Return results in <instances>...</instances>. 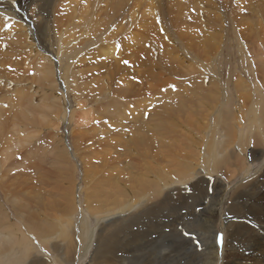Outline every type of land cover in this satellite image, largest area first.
Wrapping results in <instances>:
<instances>
[{"label": "bare ground", "instance_id": "obj_1", "mask_svg": "<svg viewBox=\"0 0 264 264\" xmlns=\"http://www.w3.org/2000/svg\"><path fill=\"white\" fill-rule=\"evenodd\" d=\"M8 1L18 6L17 12L12 7L7 8L9 10L4 7ZM48 1L46 14L43 9L46 3L41 0H0V6L4 7L0 9L5 11L0 14V58L4 57L0 61V79L11 74L19 87L15 90L19 95H13L8 109L0 107V171L6 170V177L10 178L14 170L20 171L18 180H22L23 185L11 188L17 190L21 198L16 196L13 208L19 219L23 218L27 234L62 262L74 264V230L69 214L75 208V199H61L70 190L69 177L74 167L67 158V149L62 141L53 148L51 140L49 143L51 137H47L44 148L27 147L26 153L18 152L25 140L18 139L19 128H23L25 138L37 137L40 128L48 124L45 121L59 119L61 109L64 113L66 98L56 93L59 86L65 91L70 89L77 105L94 104L91 110L98 115L97 119L95 116L91 119L89 110L81 108L64 113L68 120L74 116L72 120L79 125L78 131L85 133L73 135L71 147L83 163L86 184L90 174L103 175L86 191L85 206L92 214L107 211L109 220L96 234L95 243L93 232L87 234L86 230V235L81 223L77 229L80 238L85 236V242L81 238L87 245L83 255L93 242L89 264H264V166L252 173L243 160L242 148L245 144L249 147L252 163L264 160L263 109L249 105L251 97L247 94L255 95L261 87H251V83L248 86L242 77L243 82L238 77L235 80V73L242 65L239 60L252 58L253 53L257 63L251 70V78L258 71H264V63L257 58L255 47L257 42L264 58V0H233L234 6L232 0H82L79 8L72 7L75 0ZM154 9L164 24L162 28L154 15L152 17ZM24 16L30 22H24L27 21ZM2 17H8L9 21ZM48 18L63 31L66 40L77 39L74 49L78 50L74 51L73 45L72 49H67L66 40L58 49L56 42L51 44L55 39ZM249 26L250 31L246 29ZM79 27H85L88 35H78L75 31ZM30 30L35 31L34 35ZM233 39L239 45L235 46ZM85 40L92 43L85 47ZM116 41H120L124 59L113 63L117 55L113 57L115 49L110 45ZM35 42L49 55L36 54ZM25 48L37 56L26 62L29 71L24 70L23 62L7 63L12 60L9 57L17 58L15 55ZM88 49H95V54L88 56ZM235 52L242 55L237 58L238 63L233 62ZM158 54L160 67L176 76L180 85L184 83L182 72L186 76L189 72L181 71L183 67L176 64L179 54L186 59L197 58L207 66L211 60L208 57L214 55L216 60L211 65L213 73L208 84L196 79L183 84L185 86L179 85L177 95L164 97L158 89L167 87L170 79L154 66ZM81 55L95 58L82 67ZM138 65L145 71L148 68L147 73L152 77L149 86L138 75ZM224 65L229 68L225 69ZM11 66V73H7ZM106 72L110 78L105 87L102 76ZM222 76L231 87L223 84ZM249 78L246 77L248 81ZM232 90L239 96L241 109L245 111L239 116L242 126L238 123V130L233 129L232 124L237 120L230 118L229 110H224V102L215 108L220 96H229ZM182 92L188 96L183 98ZM35 94L38 100H45V106L33 105ZM49 98L55 103L50 105ZM145 103L152 112L144 118L146 121L142 118L147 112ZM251 107L255 108L254 114L250 112ZM176 118L182 120L189 131L205 128L197 137L186 133L189 131L183 133L172 122ZM210 119L214 121L211 130L207 127ZM99 127L104 135L97 133ZM241 129L237 144L235 133L239 134ZM216 130H221V136L214 135ZM235 143L239 147L234 148ZM204 149L205 156H202ZM40 150H46L45 157H41ZM239 173L243 177L229 187ZM216 175L224 177L229 184L224 185ZM0 181L3 188L1 174ZM40 186L42 195L36 191ZM48 189L50 194H47ZM208 189L215 197L207 196ZM31 202L42 211L61 215L64 223L59 225L60 231L59 227L42 219L38 211H32ZM220 229L224 231L225 244L218 248L215 239ZM196 230L205 232L197 243L190 239L198 233ZM54 233L57 236L54 242L62 241L63 245L53 244L54 238L47 237ZM30 243L26 235L7 222L0 209V264H12L9 260L13 258L5 257L15 251H24V255L13 259V264H50L38 259Z\"/></svg>", "mask_w": 264, "mask_h": 264}, {"label": "rangeland", "instance_id": "obj_2", "mask_svg": "<svg viewBox=\"0 0 264 264\" xmlns=\"http://www.w3.org/2000/svg\"><path fill=\"white\" fill-rule=\"evenodd\" d=\"M42 2H45L46 3V5L44 6V13H46V11H47V7L49 6L48 5V3H49V1L48 0H41ZM69 1H72V0H69ZM82 2V0H75L73 3H72V7H78L79 6V4ZM220 2H221V0H220ZM222 2H223V0H222ZM9 3V4H8ZM75 3L77 4V6L75 5ZM7 5V6H6ZM9 5H11V6H9ZM66 5V3L63 5V6H65ZM232 6H234V2H233V0H232ZM3 6H0V8H2ZM4 7H6V9L7 8H10V7H12L13 9L12 10H14V11H16L17 12V10H18V6L14 3V2H11V1H8L7 2V4H5L4 5ZM3 7V8H4ZM17 7V8H16ZM239 7V5H237L236 6V9ZM250 7H251V5H250ZM254 7V6H253ZM79 8V7H78ZM73 9V8H72ZM7 10H9V9H7ZM3 12H5V11H3V9H0V14L1 13H3ZM20 14L22 15V13L20 12ZM47 14V13H46ZM4 15V14H3ZM153 15H154V17L156 18V20H157V22L159 23V28H162V26L164 25L163 24V22H162V20H161V18H159L160 16H159V14H158V12H157V10H153L152 11V17H153ZM25 17V16H24ZM153 17V18H154ZM26 19H27V21H24V22H30V20L27 18V17H25ZM2 19H5V21L7 22V21H9L8 20V17H6V18H4V17H2ZM14 21V20H13ZM47 22H48V24H49V26H52V32L51 33H53V38L55 39L54 41H53V43L51 42V44L53 45L55 42V47H56V49H58V45L61 43V42H63L64 40H66L65 39V37H63V31L62 32H60L58 29H57V27H55L54 26V22H52L51 20H50V18H48V20H47ZM162 22V23H161ZM10 23V22H9ZM29 24V23H28ZM10 26V25H9ZM9 26H7V27H9ZM32 24H30V28H31V30H32ZM65 27L67 26L68 27V25H64ZM86 27V26H85ZM85 27H79V29H77L75 32L76 33H78V35H80L81 37H83L84 35H88V30L85 28ZM28 28H29V26H28ZM249 28V29H248ZM6 29H8V28H6ZM246 29H248V31H250L251 30V27L249 26V27H246ZM29 30V29H28ZM30 30V31H31ZM29 31V32H30ZM54 31V32H53ZM86 32V33H85ZM34 33H35V31L33 30V31H31L30 32V34L32 35H34ZM84 33V34H83ZM31 35H29V36H31ZM56 35V36H55ZM10 36H11V33H10ZM70 38V37H69ZM77 39H74V37H72V38H70L69 40H66V43H68L67 44V49L69 48H71L72 49V45L73 46H75L76 44H77V41H76ZM118 40H120V39H118ZM123 39H121L120 41H122ZM171 40V39H170ZM255 40H258V39H255ZM70 41V42H69ZM86 42H85V47H87V46H89L90 45V43H92L91 41H89V40H85ZM88 41V42H87ZM120 41H116V42H112V44L113 45H110V47L112 48H114L115 49V52H114V54H113V57H114V55L116 54L117 56L116 57H114L113 58V60L111 61V62H115V61H121V60H123L124 59V55H122V51H123V49H121V46L119 45V42ZM172 41H173V43L175 44V38L174 37H172ZM252 42V41H251ZM74 43H76V44H74ZM116 43L118 44V45H116ZM232 43L236 46V45H239L234 39H233V41H232ZM256 43V45H255V47H256V49H257V58L258 59H260V60H262L263 61V63H264V58H263V56H261V51H260V49L258 48V46L259 45H257V42H255ZM37 44V45H36ZM51 44H49V46L51 47ZM70 44V45H69ZM120 46V47H119ZM235 46H233V48L236 50V47ZM242 46H243V44H242ZM259 47H261V46H259ZM74 48H76V46L75 47H73V49ZM118 48V49H117ZM35 49L37 50V52H36V54L38 53V55H49L48 53H45L44 51H47V50H44V47L43 46H40L37 42H35ZM119 49H121V50H119ZM76 50H78V49H74V51H76ZM116 50H119V52L118 51H116ZM25 51V52H24ZM28 51V52H27ZM94 51H96L95 49H93V50H91V49H88L86 52L88 53L87 55L88 56H90V55H92V54H95V52ZM24 52V53H23ZM118 52V53H117ZM120 52H121V54H120ZM27 55H26V54ZM25 54V55H24ZM21 55V56H20ZM34 57H33V56ZM86 55V57H83V55H81V57H79V60H81V62L80 63H82V67L83 66H85V64H86V66L87 65H89V63H91L92 62V59H94L95 58V56H92L91 58H89L88 56ZM123 57H122V56ZM233 55H235L234 57L235 58H233V62H235V63H238L239 61H241L242 62V65H241V67L238 69L239 70V72H236L235 73V80H237V77H238V80L239 79H241V77L243 78V80H244V82L248 85V83H251L250 84V86L251 87H261V89L258 91V93H256L255 95L253 94V92H248L247 94H248V96L249 97H251V99H250V103H249V105H253L254 106V104H255V106L254 107H256V106H258V108H260L261 110L263 109V114H264V71H262V72H260V71H258V73H255L254 75V78H251L252 77V75H250L251 74V70H254L255 69V64L257 63V61H256V57H255V53H253V55H252V58H246L245 57V61H243V58L241 59V60H237V58L238 59H240L239 58V56H242L239 52H237V54H236V52L235 53H233ZM4 56V55H3ZM2 56V57H3ZM22 56H25L26 57V59H25V57H22ZM32 56V57H31ZM111 57H112V55H110ZM119 56H121L122 58L120 59V57ZM159 56H160V54H158V56H157V58L155 59V62H154V66L157 68V71L160 73V74H166V77L168 78V79H170V83H169V85L167 86V87H163V88H159L158 89V91H160V95L161 96H167V94H169V95H177V93H178V90H179V88H181V87H178L180 84V80H179V82L177 81V78H176V76L175 77H173V76H171L166 70H165V68H164V70L167 72H165L163 69H162V67H160V59H159ZM15 57H17V58H13V57H9V59H12V60H10V61H8L7 63H10L11 65L12 64H14V63H16V62H23L24 63V66H23V68H24V70H27V71H29L30 69L29 68H27L26 66H27V63L30 61V60H32V59H35V57H36V59H37V56H35L33 53H30L29 52V50H27L26 48L25 49H23L22 50V52L20 53V54H18V56L17 55H15ZM83 57V58H82ZM117 57L119 58V59H117ZM4 58V57H3ZM3 58H0V61L1 60H3ZM19 58V59H18ZM23 60H22V59ZM81 58V59H80ZM209 59H211V60H209L208 61V66H207V64L205 63V62H201V60H199V59H197V58H190V59H186V58H184V57H182L180 54H179V56H178V58L176 59V64L179 66V67H183V69H181V71H183V70H185V69H187L188 70V72L189 73H187V76L185 75V72H182V79H184V83H182V85H180V86H185V85H183V84H185V83H192V82H194V81H196V79L198 80H202V81H207L206 82V84H208V81L210 80V74H211V72L213 73V70H211V65H212V63H214L215 62V60H216V58H214V55H212V57H208ZM263 58V59H262ZM15 59H16V61H15ZM18 59V60H17ZM53 59H55V58H53ZM83 59V60H82ZM20 60V61H19ZM25 60V61H24ZM250 60H253L255 63H252ZM27 62V63H26ZM235 63H234V65H235ZM252 63V64H251ZM112 63H109L108 65H111ZM209 65H210V68H209ZM6 66V65H5ZM9 66V65H8ZM139 66V67H138ZM137 67H138V75H141V79H143L142 81H143V83H145V84H147V86H149L151 83H150V80H152V77L149 75L150 73H147V70H148V68L146 69V71L145 70H143V67L141 66V65H138ZM263 66H264V64H263ZM13 66H11L10 68H6L8 71H7V73L9 72V73H11L10 71L13 69L12 68ZM155 67H154V71H155ZM111 68V67H110ZM224 68L225 69H227V68H229V67H226L225 65H224ZM263 68V67H262ZM109 71V69L107 68V72ZM140 71V72H139ZM107 72L102 76V80H103V83H104V85H105V87L108 85V83H107V81H108V79L110 78V75H108L107 74ZM30 73H31V71H30ZM146 73V74H145ZM241 73L243 74V75H241ZM146 75V76H145ZM7 76H8V78H7ZM11 76V77H10ZM12 76L13 75H11V74H6V77H3L2 79H0V85L2 86V85H5V87H0V107L1 108H3L4 110H7L8 109V107L12 104V100H13V95H16V94H18V93H16L15 92V90H16V88H18L19 89V87H17V85H16V83L13 81V79H12ZM149 77V78H148ZM199 77V78H198ZM246 77H250L249 78V81H248V79H246ZM14 78H16V77H14ZM150 79V80H149ZM195 79V80H194ZM251 79V80H250ZM220 81H221V79H219ZM227 79H226V77H224V76H222V82H223V84L224 85H226V87H231L230 86V83L229 82H225ZM242 80V79H241ZM243 80H242V82H243ZM13 83H12V82ZM213 81V80H212ZM252 81V82H251ZM152 82V81H151ZM254 82V83H253ZM203 83V82H202ZM249 86V85H248ZM242 87H247V86H242ZM215 88H217V87H214V89ZM2 89V90H1ZM247 91V90H246ZM68 94H67V93ZM171 92V93H170ZM46 93H49V90L46 92ZM56 93L58 94V95H63V97L65 96V98H66V101H65V111H64V113H67V111H68V113H69V111L70 112H72V111H76L77 110V108H81V109H83V110H89L88 111V116L89 117H91V119L93 118V116H95L94 118L95 119H97L98 118V115L97 114H94V112H92V110H91V108H94V104H92V103H81V105H77V102H76V100L74 99V96L72 95V93H71V91H70V89L68 90V91H65V88L64 87H57V89H56ZM66 94H67V96H66ZM19 95V94H18ZM181 95L183 96V98H185L186 96H188L187 94H185V92L183 93H181ZM184 95H185V97H184ZM232 95H234V96H232ZM54 96H56V94H55V92L53 91V97ZM242 96V95H241ZM2 97V98H1ZM36 97H38V94H35L33 97H32V103H33V105H39L40 107H43V106H45L46 105V103H45V100H38ZM222 98H224V99H222ZM234 98V99H233ZM239 98V96L237 97L236 96V94L234 93V91L232 90L231 91V93H229V96L226 94V96H220V99H219V102H218V104L216 105V109L217 108H219L220 107V105L224 102V107H226V108H224V110H229L231 113V115H232V117H231V115H230V118H233L234 119V121H235V119L237 120V122H233V129H237L238 130V128H237V124L239 123L240 124V118L241 117H239V116H241V114L242 113H245V111H244V109H241V107H242V103H241V101H240V98ZM15 100H17L16 98H14ZM226 99H227V101H226ZM228 99H229V101H228ZM233 99V100H232ZM7 100V101H6ZM39 101H41V102H39ZM49 103H50V105H51V103H55L54 102V99H51V98H49L48 100H47ZM221 101V102H220ZM233 101V102H232ZM5 102V103H4ZM37 102V103H36ZM227 102V103H226ZM226 103V104H225ZM48 105V104H47ZM145 105L147 106V108H146V110L145 111H147L146 113H144L143 115L144 116H142V118H143V120H144V118H147V114L148 113H152L151 112V110L149 109V107L150 106H148V104L147 103H145ZM227 105H228V107H227ZM230 108V109H229ZM233 111H232V110ZM234 109H236L235 111H234ZM62 110V109H61ZM61 110H59V112L61 113L60 114V116H59V119H57L56 121H52L51 120V118L48 120V121H45L46 123H48L47 125H46V127H43L42 128V130H41V128H40V132L38 133V134H36V136L37 137H34V136H28L29 138H25V134L24 133H22L23 132V128L21 127V128H19V130H20V134H19V136H18V139H20L21 137H23V138H21V140L22 139H25L24 140V142L22 143V147L20 148V149H18L19 151V153L20 154H23V153H26L27 152V150L26 149H34V148H37V149H40V148H44V143H45V139L47 138V137H51L50 139H49V143H50V140H51V146L54 148V145L57 143V142H59V141H62V145H63V147L65 148V149H67L66 151H67V158L69 159V162H70V165L72 164L74 167H71L72 169H71V171H72V173H71V175H70V177H69V179H70V190H69V192L68 191H66L67 192V194H64L63 195V197L61 198L63 201L65 200V199H67L68 197H69V199L71 198H74L75 199V208L73 209V211L71 212V214H69V220H70V222H71V225H72V228H73V230H74V232H73V239H74V242H75V257H74V264H89V262H90V259H91V257H92V254H93V250H94V245H93V242H92V246H90V248H88V250H87V254L86 255H83V252L87 249H85V246H87L86 244H83L82 243V241H81V238H82V240H83V242H85V236H81V238H80V236H79V231H77V229H78V225L80 224L81 225V228L83 229V231L85 232V234H86V230L88 231V233L87 234H91L92 232H93V234H95L94 236V239H93V241H94V243H95V239H96V234L103 228V227H105V225H106V223L108 222V220H109V218L107 219V216H108V212L107 211H104V212H95V214H92L91 212H89L88 211V209H87V207L85 206V199H86V191L88 190V189H90L91 187H93L95 184H96V181L99 179V177L101 178V175L102 174H97V173H94V174H90V177H88V184H86V182H85V179H84V175H85V172H84V166H83V163L78 159V157L76 156V154H75V151L73 150V148L71 147L72 145H71V142L73 141V135H81L84 131H78L79 129H77V128H79L78 126V124H76L75 123V120L73 121L72 119L74 118V116L71 118V119H69V120H71V121H69L68 120V116L67 115H64V113H63V111H61ZM124 110V109H123ZM80 111V110H79ZM111 111V110H110ZM125 111V110H124ZM233 112V113H232ZM250 112H253V114H254V112H255V108H252L251 107V110H250ZM236 113V114H235ZM94 114V115H93ZM64 115V116H63ZM75 115V114H74ZM234 115H235V117H234ZM256 115V114H255ZM129 116V118H131L132 116L131 115H128ZM134 116H137L136 115V112H135V114H134ZM237 116V117H236ZM55 117V116H54ZM56 118V117H55ZM238 118H239V121H238ZM63 119V120H62ZM75 119V118H74ZM61 120V121H60ZM65 120V121H64ZM147 120V119H146ZM146 120H144V121H146ZM56 122V123H55ZM172 122H173V124L175 125V128H177V130L178 131H181V132H183V133H185L186 131H189L188 130V128H186V126H185V124L182 122V120H179V119H173L172 120ZM69 123V125H66V124H68ZM235 123V124H234ZM52 124V125H51ZM55 124H57V125H55ZM64 124H65V126H64ZM76 124V125H75ZM200 125H201V121L199 122V125H198V127L200 128ZM214 125V121H212L211 119H210V123H208V125H207V127L209 126V128H210V130L212 129L211 127ZM241 125V124H240ZM204 126H206V124L204 125ZM236 126V127H235ZM242 126V125H241ZM58 127V128H57ZM206 127V130H205V132L207 131V133H208V131L209 130H207V129H209V128H207ZM29 128L30 129H32V127H30L29 126ZM205 128V127H204ZM203 128V129H204ZM48 129V130H47ZM77 129V130H76ZM202 129V130H203ZM66 130H67V132H66ZM76 130V132H74ZM100 130V131H99ZM201 130V131H202ZM22 131V132H21ZM200 131V129L199 130H197L196 132H192V131H189V132H186V133H188V134H191V135H194L195 137H197V136H200L199 135V133L201 132ZM64 132V133H63ZM72 132H73V134H72ZM102 131H101V127H99L98 128V130H97V133H101ZM205 132H203L204 134H203V137L205 136ZM79 133V134H78ZM97 133H95V134H97ZM198 133V134H197ZM238 133L239 134H237V132L235 133V135H236V142H237V144H238V142H239V138H240V135L242 134V129L241 130H239L238 131ZM83 134H85V133H83ZM101 134H103L104 135V133H101ZM100 134V135H101ZM221 130H216V133L214 134V135H219V136H221ZM79 135V136H80ZM39 136H40V138H39ZM71 136V137H70ZM193 136V137H194ZM194 137V138H195ZM60 139H62V140H60ZM66 139V140H65ZM71 139V140H70ZM96 139V138H95ZM67 141H69V143L67 142ZM95 140H93L92 142L93 143H95L94 142ZM96 141H98L97 139H96ZM215 141L216 142H218L217 141V139H215ZM215 141H213V142H215ZM42 142H43V144H42ZM64 142H65V144H64ZM216 142L214 143V145H216L217 146V144H216ZM67 143V144H66ZM42 144V145H41ZM236 143H235V147L234 148H236L238 145H237ZM24 145V146H23ZM27 145H29V146H27ZM44 145V146H43ZM66 146V147H65ZM28 147V148H27ZM40 147V148H39ZM70 147V148H69ZM239 147V146H238ZM243 149H244V155H243V160L245 159V161H246V164H247V167H249L250 168V170H251V172L252 173H257V171H258V169L260 168V167H262V166H264V160H262V161H255V162H251V160H250V157H249V153H250V149H249V147L245 144V147H242ZM22 149H24V150H22ZM72 151H71V150ZM238 149V148H237ZM46 150H47V148H46ZM46 150H44V152L42 151V150H40V154H41V157H45V155L47 154L46 153ZM246 150V151H245ZM23 151V152H22ZM69 151V152H68ZM205 149L202 151V153L201 154H203L202 156H205ZM45 154V155H44ZM245 154H247V155H245ZM20 156V155H19ZM247 157V158H246ZM71 160V161H70ZM11 163H13V162H11ZM249 165V166H248ZM48 166V165H47ZM46 168V167H45ZM19 170H14V172H12L11 174V178H10V176H8V177H6L7 176V171L6 170H3V171H0V174L2 175V178H3V181H2V183H1V185L2 186H4V187H6L7 186V190H8V188H10V190H8V193H13L12 191H14V193H13V195L12 194H8L7 193V190L5 191L4 190V187L3 188H0L1 190H0V209L3 211V214L5 215V217L7 218V222H9V224L10 225H14V227H16V228H18L24 235H26L27 237H28V239L29 240H31V247H32V249L34 250V253H36L37 254V257H38V259L40 258V259H43V261H47L48 263H50V264H70V263H67V262H62L61 260H59L58 259V256H56L54 253H52L51 251H49V250H45L44 248H41L42 247V245L40 244V242L39 241H35L34 240V238H32L30 235H28L27 234V232H26V229H25V227L23 226V223H22V221L23 220H21V219H23V218H20L19 219V217H18V215H17V212H16V210L13 208L14 207V201H15V198H16V196H17V198H21V197H19L18 195V191L17 190H13L11 187H13V186H15L14 187V189H17V186L19 185H23V182H22V180H18V175L17 174H19ZM103 173V172H102ZM262 173V172H261ZM33 174H35V171H33ZM36 174H37V172H36ZM14 175V176H13ZM103 176V175H102ZM217 177L216 178H218L224 185H227V184H229V183H226V181H225V178L224 177H222V176H220V175H216ZM220 176V177H219ZM237 177H235L236 179H234V180H232V181H230V185H229V187H233L236 183H238L239 181H240V177L242 176L243 177V174H237L236 175ZM96 177V178H95ZM206 178H208V179H213V178H211V176L210 177H208V176H205ZM10 178V179H9ZM4 180H6V181H8V182H6V181H4ZM18 182H17V181ZM1 182V181H0ZM4 182V183H3ZM15 183V184H14ZM4 184V185H3ZM6 185V186H5ZM17 185V186H16ZM10 186V187H9ZM18 186V187H19ZM41 188V189H40ZM11 189H12V191H11ZM3 190V191H2ZM19 190V189H18ZM10 191V192H9ZM17 191V192H16ZM37 192H38V195H42V186H40L37 190H36ZM48 193L47 194H50V192H51V190H50V192H49V189L48 190H46ZM45 191V192H46ZM207 191V196L208 197H210V198H212V197H215V193H212V191H211V189H208V190H206ZM37 192H36V194H37ZM62 192H65L64 190L62 191ZM6 193V194H5ZM17 193V194H16ZM15 194V195H14ZM69 195V196H68ZM188 195V194H187ZM8 196H9V198H8ZM5 197H6V199H5ZM10 197H12V198H10ZM43 197V196H42ZM188 197L189 198H191V193L188 195ZM46 199H48V197H45ZM5 199V200H4ZM8 199H11V200H8ZM206 202H207V200H205ZM204 201V202H205ZM21 202V201H20ZM22 202L24 203V204H27V202H26V200H22ZM10 208V209H9ZM29 208L32 210V211H38V213H39V215H40V217L42 218V219H44L45 221H47V222H49V223H51L52 225H54L55 227H59V231H60V224L62 225V223H64V220L61 218V215H59L57 212L56 213H47V212H45V211H42V209H40L39 208V206H37V205H35L34 203H30L29 204ZM12 211V212H11ZM13 213V214H12ZM16 216L18 217V218H16ZM81 219V220H80ZM102 219V220H101ZM198 233L196 234V235H194L193 237H191L190 239L193 241V242H198V240H199V238L201 237V235H203V234H205V232H204V230H202V231H200V230H196ZM219 233H218V236L216 237V239H215V243L217 244V247L218 248H220V247H223V244H225V234H224V231L222 230L221 231V229L218 231ZM58 233V232H57ZM86 234V235H87ZM222 234V235H221ZM48 238H54L53 239V242H54V240L55 239H57V236L55 235V233L53 234V235H50V236H47ZM47 237H45V239H47ZM80 241H81V243H80ZM37 242V243H36ZM53 244H57L58 246H61V245H63L62 244V241H55ZM18 252H20V253H18ZM24 255V251H15V253H11V254H9L8 256H6L5 258H13V259H18L19 257H21V256H23ZM2 259H4V258H2ZM13 259H11L12 261H10L9 260V262L10 263H12L13 264V262L15 261V260H13ZM23 260V259H22ZM25 261L27 262V259H25Z\"/></svg>", "mask_w": 264, "mask_h": 264}]
</instances>
